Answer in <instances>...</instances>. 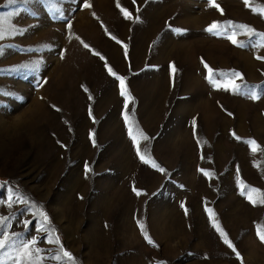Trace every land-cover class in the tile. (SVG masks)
Wrapping results in <instances>:
<instances>
[{"label": "rangeland", "instance_id": "rangeland-1", "mask_svg": "<svg viewBox=\"0 0 264 264\" xmlns=\"http://www.w3.org/2000/svg\"><path fill=\"white\" fill-rule=\"evenodd\" d=\"M119 2L133 19L117 0L0 6L6 17L18 9L11 19L26 29L0 41V89L17 94L0 95V216L7 217L0 239L9 237L0 264H16L33 240L42 264H71L52 258L59 245L50 236L75 264H264L257 236L264 205H253L238 184L264 192V59H257L264 47H253L260 37L246 29L206 31L232 21L264 33V0H215L219 8L211 0ZM233 31L245 47L227 38ZM205 63L222 87L208 82ZM22 64L38 70H13ZM106 65L125 77L128 114L151 138L140 141L148 163L128 135L125 97ZM18 196L28 202L17 203ZM40 212L49 217L47 232Z\"/></svg>", "mask_w": 264, "mask_h": 264}, {"label": "snow or ice", "instance_id": "snow-or-ice-1", "mask_svg": "<svg viewBox=\"0 0 264 264\" xmlns=\"http://www.w3.org/2000/svg\"><path fill=\"white\" fill-rule=\"evenodd\" d=\"M51 2V0H50ZM212 4L216 7L219 8L220 6L218 4L215 3V0H211ZM243 2L245 3V5H249L250 0H243ZM18 3H23L25 5L30 3V0H4V3L0 6L3 7H8L11 5H16ZM133 3H135V0H133ZM84 7H91L90 4L87 3V0H84ZM117 7L120 8L121 12L125 15L126 19H133V16L130 12H128L127 9L123 8L119 2V0H117ZM254 11H256V9H253ZM59 11V10H58ZM261 14H264V6H262L259 9ZM222 12V9H221ZM19 15V10L16 9L13 12L9 13L8 16H4V15H0V41L4 40L6 36H14V35H23L24 32L26 31V29L24 31H20L18 26L13 23L11 17L14 16H18ZM136 20L139 19V17H135ZM5 24L8 25V28H5ZM68 27L70 28L71 25L69 24ZM229 28H238V29H246L247 30V34L249 37L256 35L258 37H260V40L258 43H254L253 47H264V33L261 32H257L255 31L253 28H251L249 25L246 24H233L232 21H227L223 26H221L220 22H213L211 25H209V27L206 29V31L216 34V35H221L224 34L225 32L228 31ZM177 31H183L182 29H177ZM236 33L235 31L232 32L231 35H229L227 38L231 41V43L233 45H236L238 47H245L244 42L242 41H238L236 38ZM113 39H115V37H113ZM85 48H88L89 45L84 44ZM126 47V46H125ZM3 55V50L0 49V56ZM257 59H264V57H257ZM107 67V65H106ZM204 67L207 70V76L206 79L208 80V82L210 84H212L213 86L220 88L223 85L220 84L215 77L214 74V70L208 66L206 63L204 65ZM21 69H31L32 71H37L38 70V66H30L28 64H22L19 66H16L13 70H21ZM107 70L109 72L110 75L116 77V79L119 81V88H120V95L122 97H125V104H124V108L125 111L123 113V119H124V123L125 126L127 128V132L129 137L131 138V140L133 141V145L136 149V153L139 156V158L144 162V163H148L149 160L151 159L150 156V151L147 147L144 148L143 152L141 151V147H140V141L143 140L145 142L150 141V137L145 134L143 132L142 129H137L135 128V123L132 120V118L129 116L128 114V101L130 99H132L130 97V93L128 92L126 86H125V77L123 76H117V74L113 71V69L111 67H107ZM172 71L175 72L176 69L174 66H172ZM221 75H225L224 73H221ZM232 76L234 77H241V74L239 72H232L231 73ZM242 78V77H241ZM46 82V81H45ZM230 87L234 92L239 93L240 92V85L232 83L231 81H229ZM227 90V89H226ZM85 91H87V89H85ZM249 98L256 100L259 98L258 94L250 89L249 90ZM0 95L3 96H17V94L15 92H8V91H4L3 89H0ZM21 98L22 97H18ZM89 99H91V97H89ZM91 114V113H90ZM229 115H231V113H229ZM234 137L239 140L241 139L239 136H235V133H233ZM90 138L93 139V144L95 145V140L94 137L92 135H90ZM199 143V141H198ZM247 143L249 145H256V141L255 140H249L247 141ZM257 149L253 148V151L255 152ZM203 158V157H202ZM153 167L158 168L159 171L164 172L165 170L163 168H160L158 165H156L155 163H153L152 165ZM91 171V169L88 167V165H85V175L87 176V174ZM201 172H203L206 176L210 175L206 170L204 169H200ZM4 184H6L7 182H3ZM238 184L241 185V191L240 194L242 196H244L246 199H248L251 203H253V205L255 204H261L264 205V192H261L260 189L251 187V186H246V185H242V182L238 181ZM0 186H3L2 184H0ZM133 191L139 196L141 194V191L136 189L135 187H133ZM250 193H257L258 198L253 200L252 196L250 195ZM15 201L17 203H27L28 201L26 199H24L23 197H16ZM7 206L9 208L12 207V201L9 200ZM183 206V205H182ZM206 211H208L209 213H211L210 209L206 208ZM185 213L187 214V209H185ZM39 215L43 218L42 219V224H41V231H46V229H44L43 225L44 223H49V217L46 213L44 212H40ZM211 218V216H210ZM7 217L4 216H0V226H2L5 221H6ZM25 225H27L28 223H30L29 221H25L24 222ZM138 226L141 229L142 235H144L145 239L147 240V242L149 244H152L153 241L151 240V238L147 235V233L144 230V226L142 224H140V222L138 221ZM213 227L216 228V230L219 232L223 243L226 244L229 248L232 249V251L236 254L238 259L242 260V257L240 256V253L237 251V249L235 248V246L232 244V242L228 239L227 234L219 227L218 222L213 223ZM52 232H55V229L51 230ZM257 236L260 239V241L262 243H264V234H261V231L259 230V226H258V230H257ZM9 237L5 236L3 239H0V249H4L7 245V241H8ZM48 243H55L57 245H59V251L56 255H54L52 258L56 261H60L62 258H66L68 261L71 262V264H75V257L67 250H65L63 248V246L60 244V240L59 237H55V239H53L51 236L48 239ZM36 244V241L33 240L31 241V243H26L22 246V250L21 252L18 254V256L16 257V264H42L43 261V257L40 256V252L41 249L39 248H35L33 247ZM62 253V255H61ZM161 264H166V262H161Z\"/></svg>", "mask_w": 264, "mask_h": 264}]
</instances>
